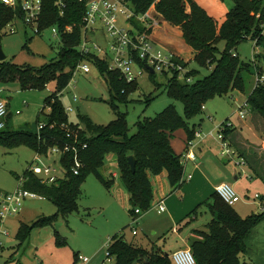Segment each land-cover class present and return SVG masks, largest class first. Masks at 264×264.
I'll return each instance as SVG.
<instances>
[{"label":"trees","instance_id":"16d2710c","mask_svg":"<svg viewBox=\"0 0 264 264\" xmlns=\"http://www.w3.org/2000/svg\"><path fill=\"white\" fill-rule=\"evenodd\" d=\"M60 1L65 5L64 15H61L57 5ZM128 1L136 13L142 14L156 0ZM233 1L234 8L221 26L194 0L157 2L156 11L162 19L182 29L185 43L196 53L194 61L201 68H214L208 76L196 81L194 79L200 72L190 70L188 76L193 78L191 83L180 81L176 73L163 74L166 77L165 90L171 99L183 104L184 116L172 104L156 117L139 121L137 132L130 134L127 114L120 112L119 105L129 103V97L139 89V83H127L97 57H82L77 48L80 44V24L86 9L80 0H44L42 29L56 26L62 32L67 26L76 25L74 33L62 35L56 59L41 68L0 62V82H19L25 91H44L50 82L56 81L57 92L45 99L41 110L46 125L44 130L39 134L15 130L8 118L5 128L0 131V147L15 149L24 146L36 154H45L55 146L63 149L69 145L70 151L61 157L66 177L57 184H42L38 177L30 173V166L19 178V181L21 178L26 179L25 189L44 196L57 209L54 215L41 217L32 225L22 223L17 234L21 243L29 239L34 228L54 227L60 221L67 222L70 216L77 213L79 200L83 196L81 188L89 175L93 174L106 189L112 188L114 180L106 178L101 172L109 154L117 156L121 183L130 196V214L133 218L139 216L135 213L136 209L146 213L152 208L153 177L166 173L173 189L183 186L185 168L182 157L171 146L173 134L183 129L188 134V141L193 140L196 130L190 121L201 115L207 101L215 97L225 98L233 92L244 93L246 81L243 73L249 72L251 66L241 61L238 47L244 41L255 39H259V44L264 47V0ZM15 16L11 9L0 3V28L10 24ZM221 41L226 43L223 53L218 49ZM83 60L91 62L108 85L110 104L116 118L107 126L95 124L88 116L79 117L83 129L70 124L60 100L59 94L70 85L78 64ZM184 65L188 67V63ZM255 69L264 72V55L259 56V64ZM150 79L156 88L162 86L155 80V74H151ZM246 101L251 112L264 120V84H257ZM47 109L49 112L45 113ZM227 123L228 120L222 124L226 140L233 133V126L228 127ZM63 126L75 129L78 133L70 134ZM75 154L82 164L78 175L72 171ZM131 156L137 163L135 173L128 161ZM261 200L264 203V199ZM202 205L207 206L212 220L207 225V231H194L200 236L190 245L196 264H246L241 261V254L246 253L247 241L254 228L264 220V204L262 212L246 218L241 217L216 192ZM202 205L189 216L197 215ZM56 244L58 247L67 245V239L59 232H56ZM108 252L114 260L113 264H174L168 255L158 250L147 251L136 247L118 234L111 238Z\"/></svg>","mask_w":264,"mask_h":264},{"label":"rangeland","instance_id":"374dc122","mask_svg":"<svg viewBox=\"0 0 264 264\" xmlns=\"http://www.w3.org/2000/svg\"><path fill=\"white\" fill-rule=\"evenodd\" d=\"M202 5L211 17L221 26L228 15L234 8L233 0H195ZM53 28L49 27L43 31L40 36L34 35L27 29L21 21L18 22L17 33L10 32V26L6 25L0 28V47L3 49L7 60L6 62L14 63L19 66H30L33 68H41L56 59L57 52L60 48V39L54 37ZM26 45L28 46L26 48ZM220 53L226 50V43L221 41L218 44ZM255 51H263V47L255 50L253 40H247L238 47L240 59L245 64L251 66L249 72H244L243 76L246 81V89L244 93L233 92L225 98L215 97L207 101L205 109L201 115L190 121L192 127L203 125L209 127L215 122L221 126L228 120L229 124L235 126L239 133L243 135L252 145L261 147L263 145L262 137L256 131V124L253 120L252 112L247 115L245 122H242L239 116L240 106L248 99L256 86V72L253 63ZM91 70L89 74L82 71H76L70 85L59 94L69 123L79 126L83 129L79 117L88 116L95 124L107 126L115 120L113 109L111 107V96L105 78L100 74L98 69L92 64H87ZM201 68L195 61L189 65L190 70H198L199 76L194 79H202L208 76L212 69ZM157 83L162 85L156 88L150 77L145 74L138 79L139 89L133 92L129 97L127 105H119V110L127 114V122L130 134H135L138 130V122L148 118H154L163 112L168 106L174 104L181 116H184V106L179 101H174L165 90L166 77L161 74L155 75ZM9 85L8 89L12 92H6L7 98H14V103L18 105L21 114L15 116L14 127L39 132V124L44 123V115L41 110L44 106L45 99L51 94L57 92V82L49 83L44 91L23 90L19 82L5 83ZM7 88V87H6ZM76 98V100H75ZM148 99L150 101L148 102ZM6 100V98H5ZM26 102L27 105H23ZM72 108L71 112L68 109ZM48 110L45 111L47 113ZM259 117V118H258ZM260 121L264 120L257 116ZM218 126V127H219ZM68 129V127H66ZM73 133L76 130L69 128ZM36 153L24 146L15 149H5L0 147V190L6 193H14L19 188V178L24 175L30 165H43L36 161ZM45 164H53L60 169L61 157L51 156L43 157ZM220 159L222 167L232 166L240 176V183L237 189L232 187L241 197V201L235 205V209L239 210L240 216L246 218L252 214L262 212V200L255 199L256 195L264 199V185L251 177L247 166L238 167L234 162ZM264 164V157H263ZM264 178V166L261 169ZM106 178H111L116 173V183H121L120 169L118 159L115 154H109L106 157V165L101 170ZM36 177L43 178L41 173H37ZM252 178V179H251ZM234 181V180H233ZM82 198L79 200V211L68 218L65 226L59 229L62 237L66 238L69 247L75 249L77 260L79 256L89 259V264H96L88 255L89 251L97 244L98 240L103 237L104 227L106 225L105 218L98 215L110 199L107 196L106 188L91 174L82 185ZM104 210V209H103ZM126 215V223L124 225L125 239L128 243L136 247L150 246V240L156 238L149 229H143L142 224H134L139 218H130L128 208L124 209ZM55 206L47 199H31L28 198L19 215L10 218L5 226L9 232V237L4 239V248L0 250V264H41L35 258L34 251L43 247L46 252L49 250V242L56 237V225L54 227H36L32 230L30 239L21 243L16 239L18 227L21 222H36L38 217H49L54 215ZM198 221L194 222L193 227L207 231L206 225L212 219V215L207 206L202 205L198 210ZM16 219V220H15ZM61 223V222H60ZM137 229L138 236L133 235V230ZM170 234V232L168 233ZM168 234L166 236H168ZM56 241V240H55ZM110 239H107L103 247L102 253L99 255V264H111L107 261L106 253L108 252ZM55 244V242H54ZM56 245V244H55ZM66 246V247H67ZM165 254L171 257L172 253L165 250ZM241 261L246 264H264V220L259 223L251 233L247 241V251L241 254ZM53 264H59L55 259ZM76 264H83L78 261ZM98 264V263H97Z\"/></svg>","mask_w":264,"mask_h":264},{"label":"built area","instance_id":"2783aa9c","mask_svg":"<svg viewBox=\"0 0 264 264\" xmlns=\"http://www.w3.org/2000/svg\"><path fill=\"white\" fill-rule=\"evenodd\" d=\"M158 1L160 0H156L145 13L138 14L128 0H80L86 9L80 24V44L77 48L82 57H97L108 65L109 70L119 73L127 83L138 82V79L145 74L150 77V69L154 71L155 75L176 73L180 81L191 83L193 78L188 76L190 69L184 65L186 62L181 57L158 47L153 40V31L161 25V21L163 20L162 16L156 11ZM0 3L11 9L16 15L14 20L8 24L11 33L18 32L17 25L19 21L27 29L31 30L34 35L40 36L45 30L42 29L41 24L44 12V0H0ZM57 5L61 9V15H64L63 8L65 5L62 1L58 2ZM75 28L76 25L67 26L61 32L54 26V37H58L61 40L63 34H73ZM259 41V39L254 40L255 50L263 47L259 44ZM260 55H264V47L262 52H254L253 63L255 67L259 64ZM88 63L91 62L88 60L81 61L75 72L82 71L85 74H89L91 70L87 65ZM255 72L256 85L264 84V72L257 69H255ZM204 109L205 107L203 106L202 110ZM71 111L72 108H69L68 112ZM250 111V107L247 101H245L240 106V119L245 120ZM7 115V104L0 99V131L6 126ZM227 126L231 127L233 125L228 122ZM45 127V123H40L38 134ZM63 127L70 134L76 135L78 133V131L72 133L68 126ZM223 128L224 125L219 126L215 136L212 133L210 134L216 137L222 146L220 157L229 162H234L238 167L247 166L248 163L245 158L241 157L231 146L230 142L225 139L222 132ZM201 138L202 133L196 131L194 139L188 141V150L182 159L183 165H185L186 160H196V155L193 152V149L196 147L195 140ZM68 151H70V146L66 145L63 149L60 146H55L45 154L37 153L36 161L42 164L43 167L39 168V164L30 165V173L34 176L37 173H41L43 178L40 179V182L44 185L57 184L66 177L64 168L61 167L59 169L55 163L45 164L42 159L43 157L49 158L51 156L62 157ZM81 168L82 164L78 155L75 154L74 165L72 167L73 174L78 175ZM189 179H191V176H189ZM25 182L26 179L21 178L19 188L14 193H6L0 190V250L4 248L2 239L9 236L8 230L4 227L6 221L20 214L23 204L28 198L45 199L44 196L25 189ZM215 192L229 206L233 207L241 201V197L228 184L217 186ZM255 198L258 199L260 196L256 195ZM261 208H263L262 205ZM159 211H165L163 202L159 204ZM135 213L136 215H140L142 212L140 209H136ZM136 222L135 220L134 224ZM133 234H137L136 229H134ZM106 256L107 261L113 264L114 260L109 257V252L106 253ZM78 259L84 264L89 262V259L82 256H79ZM171 259L174 264H196L195 257L190 248L174 252L171 255Z\"/></svg>","mask_w":264,"mask_h":264},{"label":"crops","instance_id":"0c3cea01","mask_svg":"<svg viewBox=\"0 0 264 264\" xmlns=\"http://www.w3.org/2000/svg\"><path fill=\"white\" fill-rule=\"evenodd\" d=\"M201 7L203 6L201 5ZM152 37L158 47L181 57L186 63H188V67L190 63L194 61L196 53L185 43L183 32L180 27L173 26L162 20L161 25L153 31ZM8 87L9 85L0 82V99L7 104L8 110L6 119L9 118V121L15 130L27 131L16 129L14 127L15 116L20 115L21 112L18 110V105L14 103V98H7L8 96L6 92H12ZM25 103L26 102H24L23 105H27ZM252 115L256 124V131L262 137L263 145L261 147L252 145L241 133H239L235 126H233V133L229 136L228 141L233 148L248 161L247 167L251 177L260 181L264 185V178L262 177L263 172L261 170L264 166V123L258 119L259 117L257 118L258 115L253 113ZM241 121L245 122L243 120ZM202 126L203 125L201 124L198 128L194 126L196 131L202 133V138L195 140L196 147L193 149V152L196 155V160H186L185 162L183 186L177 190L173 189L169 184L166 173H162L161 175L152 178V185L154 188V201L152 208L148 212L141 213L138 217H135L139 218L136 222L137 224H142L141 227H143V229H149L153 232V236L156 237L153 238V240H150V246L146 248L142 247L147 251L158 250L161 254H165V250H169L170 253L173 254L178 250L190 248L192 241L200 238V236L196 235L194 231L205 230L193 227V223L198 221V214L191 217L189 215L215 194L217 186L221 184H232V187L237 189V186L241 181V175L238 176L232 166L222 167L220 163L222 146L216 137L210 135L212 133L215 136L219 126L218 123L215 124V122H213L209 127L205 128ZM188 140V134L183 129L176 131L171 139V146L174 152L178 156H181L182 159L188 150ZM189 176H191V179H189ZM116 178L117 174H112L111 179L114 180L113 186L109 190L106 189L108 191L106 194L110 199L107 201V204L103 206L104 210L102 209L98 214L99 216L103 214L102 216L105 218L106 222L103 237L98 240L97 244L94 245L88 254L96 264L100 263L99 255L102 253L107 239L111 240V238L117 234L124 236V238L126 237L123 231L124 225L127 221L124 209L128 208L130 214V196L122 183L118 184L115 182ZM262 198L263 197L260 196L258 199L261 200ZM161 202H163L165 206L164 212L159 211V204ZM233 208L235 209V206H233ZM56 212L57 209L55 207V213ZM236 212L239 215L241 214L239 210H236ZM131 217L130 214V218ZM39 218L41 217H38V219ZM135 218L132 217V219ZM9 220L6 221L4 227ZM60 222L62 223V227L65 226L66 221ZM22 223L23 222H21V224ZM33 223L34 222L31 221L24 224L32 225ZM19 228L20 227H18V230ZM169 232L170 234H168ZM167 234L168 236H166ZM138 235L139 232L137 230V234L134 236ZM8 237L3 238V242L4 239L6 240ZM55 240L53 237L50 239L49 250H47L48 252H46L43 247L37 248L34 251L35 258L39 263L53 264V259L59 264H76L80 261L79 259L77 260V255L79 253H77L75 249L67 246L68 241L66 245L67 247H58ZM89 263L90 261L87 264Z\"/></svg>","mask_w":264,"mask_h":264},{"label":"water","instance_id":"95a60500","mask_svg":"<svg viewBox=\"0 0 264 264\" xmlns=\"http://www.w3.org/2000/svg\"><path fill=\"white\" fill-rule=\"evenodd\" d=\"M7 60V57L3 51V49L0 47V62H4ZM150 72L151 74H154V71L152 69H150ZM128 161H129V164H130V167H131V170L133 173L136 172V167H137V163H136V159L131 156L128 158ZM62 227V223H57L56 224V229L57 231L59 232V229Z\"/></svg>","mask_w":264,"mask_h":264}]
</instances>
